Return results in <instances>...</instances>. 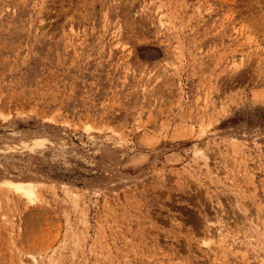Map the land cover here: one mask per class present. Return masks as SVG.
I'll list each match as a JSON object with an SVG mask.
<instances>
[{
	"label": "rangeland",
	"instance_id": "obj_1",
	"mask_svg": "<svg viewBox=\"0 0 264 264\" xmlns=\"http://www.w3.org/2000/svg\"><path fill=\"white\" fill-rule=\"evenodd\" d=\"M5 177L0 264H264V0H0Z\"/></svg>",
	"mask_w": 264,
	"mask_h": 264
},
{
	"label": "bare ground",
	"instance_id": "obj_2",
	"mask_svg": "<svg viewBox=\"0 0 264 264\" xmlns=\"http://www.w3.org/2000/svg\"><path fill=\"white\" fill-rule=\"evenodd\" d=\"M0 185L13 189L22 196H25L30 201H33L34 198L37 197L38 186L32 178L5 177L0 180ZM74 203L77 207L79 206V201L77 198L74 199Z\"/></svg>",
	"mask_w": 264,
	"mask_h": 264
}]
</instances>
